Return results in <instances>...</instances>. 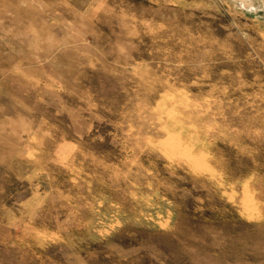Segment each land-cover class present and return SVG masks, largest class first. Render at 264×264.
<instances>
[{
    "label": "rangeland",
    "instance_id": "1",
    "mask_svg": "<svg viewBox=\"0 0 264 264\" xmlns=\"http://www.w3.org/2000/svg\"><path fill=\"white\" fill-rule=\"evenodd\" d=\"M251 1L0 0V264H264Z\"/></svg>",
    "mask_w": 264,
    "mask_h": 264
},
{
    "label": "bare ground",
    "instance_id": "2",
    "mask_svg": "<svg viewBox=\"0 0 264 264\" xmlns=\"http://www.w3.org/2000/svg\"><path fill=\"white\" fill-rule=\"evenodd\" d=\"M235 1H238V0H235ZM241 3H243L246 7H250V8H252V7H254V4L252 3V1L251 0H241ZM171 114V113H170ZM173 115V114H172ZM170 118H171V116H169ZM173 117H175V116H173ZM173 134V133H172ZM171 134V135H172ZM174 136V135H173ZM172 136V137H173ZM177 136V135H176ZM176 136H174V137H176ZM180 140V139H179ZM182 140V139H181ZM174 143V142H173ZM171 145V144H170ZM173 145V144H172ZM171 145V146H172ZM176 145V144H175ZM179 147L180 146H182V145H178ZM172 147H174V145L172 146ZM190 148V147H189ZM186 149V148H185ZM184 151V150H183ZM186 151V150H185ZM178 152H180L179 150H178ZM180 154H181V152H180ZM189 154V153H188ZM191 155V154H190ZM189 156V155H188ZM188 156H186V157H188ZM194 157V156H193ZM195 158V157H194ZM197 158H199V157H197ZM200 158H201V156H200ZM192 160V159H191ZM200 160H202V159H200ZM195 161V160H194ZM193 161V162H194ZM195 163H196V161H195ZM252 204V203H251ZM253 205V204H252Z\"/></svg>",
    "mask_w": 264,
    "mask_h": 264
}]
</instances>
